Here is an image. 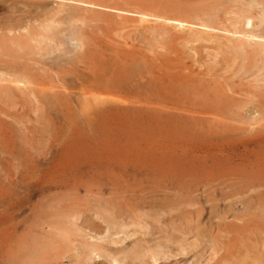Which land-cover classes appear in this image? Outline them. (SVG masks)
I'll return each mask as SVG.
<instances>
[{
    "label": "rangeland",
    "instance_id": "rangeland-1",
    "mask_svg": "<svg viewBox=\"0 0 264 264\" xmlns=\"http://www.w3.org/2000/svg\"><path fill=\"white\" fill-rule=\"evenodd\" d=\"M102 1L125 10L79 0H0V264H74L84 242L104 252L76 264H112L113 254L118 264L133 254L150 264L151 251L162 257L156 264H263L264 40H254L262 52L246 39L243 48L228 49L231 34L219 28L176 29L153 17L140 23L127 11L206 2L226 25L233 13L225 10L236 0ZM259 16L242 28L263 36ZM52 20L46 35L54 37L44 41L40 26ZM195 29L205 32L196 41ZM4 38L28 41L27 54L13 56L16 47ZM14 76L18 86L7 81Z\"/></svg>",
    "mask_w": 264,
    "mask_h": 264
},
{
    "label": "bare ground",
    "instance_id": "bare-ground-1",
    "mask_svg": "<svg viewBox=\"0 0 264 264\" xmlns=\"http://www.w3.org/2000/svg\"><path fill=\"white\" fill-rule=\"evenodd\" d=\"M68 1H70V0H68ZM79 1H81V2H84V3H87V5H103V6H108V7H110V5H108V4H106L104 1H102V0H79ZM135 1H138V2H141V3H143L142 1L143 0H135ZM206 1V0H205ZM204 1V2H205ZM30 2V1H29ZM77 2V1H76ZM119 2H121V1H119ZM128 2H130V1H128ZM188 2V1H187ZM196 2V1H195ZM199 2V1H198ZM234 2V1H233ZM65 3V2H64ZM132 3V2H131ZM158 3V2H157ZM61 4H63V3H61ZM112 4H114L113 6H111L110 8H114V9H116V10H118V14H120L119 13V11H124L125 9L122 7V3L121 4H117V2L116 3H112ZM123 4H124V2H123ZM130 4V3H129ZM149 4V3H148ZM152 4V3H151ZM162 4V3H161ZM32 5V4H31ZM65 5H66V3H65ZM128 5V4H127ZM233 6V9H231V10H229V9H227V8H225V9H227V10H225L226 12L225 13H227V14H229V13H233V17H229V19H227L228 20V24L226 23V25L225 24H223V22L222 21H220V14L218 15V12H220L221 10H219L218 12H216V7L214 8L213 7V3H212V5H210V4H206V2H205V4H197V5H191V4H187V3H183V2H175V3H171V4H169V3H166V5L163 7V11H156V9L154 10V12H153V10L151 9V8H146V6H142V7H139V8H137V7H131V9H129V10H127V11H129V12H135L136 14H138V18H136V20L138 21V22H140V23H142V22H144V23H148L149 22V20H148V18L149 17H153V18H156V19H161V20H167V21H172V22H174V27L176 28V26H178V27H180V28H182L183 26H186V25H194V24H197L198 26H200V27H202V28H211V29H215V28H219V29H221V30H223V31H225V32H227V33H230L231 34V36L229 35V34H227L226 35V43H224V44H226V47L229 49V48H243L244 47V41H245V39L247 40V42L249 43V45L251 46V48L252 47H258L259 49V51L260 52H262L263 50L261 49V46H260V39H263L264 40V34H263V36H260V35H258V34H256V33H254V31L252 32V31H250V30H246V29H243L242 28V26H243V24H248V23H250V25H252V20L253 19H258V17H257V15L259 14L260 16H259V21L260 20H262L263 18H264V0H245L244 2H240L239 0H236L235 1V4H232ZM256 5H259V6H261V8L259 9V10H254V6H256ZM162 6V5H161ZM66 7V6H65ZM100 7V6H99ZM225 7V6H224ZM110 8H108V9H110ZM161 9V8H160ZM59 10V9H58ZM113 10V9H112ZM63 11V10H62ZM62 11H61V13H62ZM45 12V11H44ZM58 12V11H57ZM222 12V11H221ZM220 12V13H221ZM125 13H126V11H125ZM124 13V14H125ZM128 13V12H127ZM2 14V13H1ZM55 14V13H54ZM57 15H58V13H56ZM56 14H55V17H56ZM128 14H130V13H128ZM116 15V14H115ZM45 16V15H44ZM70 17H71V15H69ZM74 16V15H73ZM120 17H123L122 15H119ZM61 17V16H60ZM222 17H224V16H222ZM228 17V16H227ZM46 18V17H45ZM129 18V17H128ZM51 19V18H50ZM49 19V20H50ZM156 19H154L155 21H156ZM45 21L46 19H42V20H40V22L41 21ZM73 20H75V19H73ZM78 20V19H77ZM133 20V19H132ZM43 21V22H44ZM97 21V20H96ZM47 22V21H46ZM53 22H54V20H52V21H50V23L49 22H47V23H44L43 25L41 24V28L45 31V34H42V33H39L40 35L42 34V37H40V39H42V40H50L51 41V39H53V35L50 33V35H46V30H48L49 29V27H51L50 25H52L53 24ZM79 22V21H78ZM52 23V24H51ZM122 23H123V21H122ZM133 23H135V22H133ZM150 23V22H149ZM148 23V24H149ZM225 23V22H224ZM259 23V22H258ZM39 25H40V23H38ZM54 24H56V23H54ZM63 24H64V22H63ZM131 24V23H130ZM136 24V23H135ZM134 24V25H135ZM139 23H137L136 25L139 27V25H138ZM152 24V23H151ZM255 24L257 25V23L255 22ZM260 24V23H259ZM258 24V25H259ZM263 24H264V22H263ZM38 25V26H39ZM59 25H62V24H60L59 23ZM73 25V24H72ZM163 25H165V24H163ZM11 26V25H10ZM24 26V25H23ZM58 26V25H57ZM152 26V25H151ZM158 26H160V25H158ZM168 26H170V25H168ZM254 26V25H253ZM14 27V26H13ZM134 27V26H133ZM144 28H145V26H143ZM157 27V26H156ZM194 27V26H193ZM196 27V26H195ZM194 27V28H195ZM247 27V26H246ZM256 27V26H255ZM262 27H264V26H262ZM262 27H258V28H262ZM8 28H10V27H8ZM7 28V29H8ZM48 28V29H47ZM55 28V27H54ZM136 28V27H135ZM153 28V27H152ZM170 28V27H169ZM173 27H171V29H172ZM175 28H173V29H175ZM197 28V27H196ZM7 29H5V30H7ZM11 29H13L12 28V26H11ZM16 29V28H15ZM73 29H74V27H73ZM115 29V28H114ZM124 29V28H123ZM146 29V28H145ZM160 29V28H159ZM158 29V30H159ZM177 29V28H176ZM183 29V28H182ZM197 29H200L199 27L197 28ZM10 30V29H9ZM37 30H39L38 28H37ZM49 30H52V27L49 29ZM179 30V29H178ZM258 30V29H257ZM3 31H4V29H3ZM14 31V30H13ZM26 31V30H25ZM80 31H81V29H80ZM154 31V30H153ZM172 31V30H171ZM182 31V30H181ZM219 31V30H218ZM9 32H11V31H9ZM8 32V33H9ZM16 32V31H15ZM27 32V31H26ZM50 32V31H49ZM58 32V31H57ZM60 33H62L61 31H59ZM83 32V31H82ZM187 32H188V30H187ZM208 32V31H207ZM210 32V31H209ZM260 32V31H259ZM3 33V32H2ZM81 33V32H80ZM84 33V32H83ZM133 33V32H132ZM198 33H204L205 34V32L204 31H202V30H196L195 29V31L192 33V39L194 40V41H196V40H199L201 37H199L198 36ZM20 34V33H19ZM77 34V33H76ZM79 34V33H78ZM85 34V33H84ZM151 34V33H150ZM184 34H186V33H184ZM188 34V33H187ZM186 34V35H187ZM203 34V35H204ZM211 34V33H210ZM214 34H216V33H214ZM218 34V33H217ZM261 35H262V32L260 33ZM15 35V34H14ZM28 35V34H27ZM32 35V34H31ZM61 35V34H60ZM180 35H182V34H180ZM224 35V34H223ZM22 36V35H21ZM24 36V35H23ZM35 36H37V35H35ZM166 36V35H165ZM178 36V35H177ZM176 36V37H177ZM182 36H184V35H182ZM205 36V35H204ZM203 36V37H204ZM208 36V35H207ZM220 36H221V34H220ZM230 36V37H229ZM233 36V37H232ZM63 37H64V35H63ZM161 37H163V35H161ZM209 37V36H208ZM151 38H153V37H151ZM182 38H184V37H182ZM182 38H180V40H182L183 41V39ZM209 38H212L211 36L209 37ZM219 38H221V37H219ZM256 38H258L259 40L258 41H254ZM60 39V38H59ZM69 39H70V37H69ZM154 39V38H153ZM177 38H175L174 40H176ZM217 39V38H216ZM4 40L5 41H8V42H10L11 43V45L13 44L14 46L13 47H16V49H13L12 48V50H10V52L12 53V55L13 56H18L19 58H21L22 57V54H27V52H28V49L26 48V47H28L29 45V42L28 41H26L27 39H25V41L27 42V44H26V42H24L23 40H21V39H13V38H7V39H5L4 38ZM32 40V39H31ZM34 40V39H33ZM32 40V41H33ZM37 40V39H36ZM63 40V39H62ZM77 41H78V39H76ZM156 40V39H155ZM177 40H179V39H177ZM189 40V39H188ZM207 39H205V41H206ZM211 41H213V38L212 39H210ZM221 40H223V39H221ZM262 40V41H263ZM65 41V40H64ZM64 41H63V43H64ZM8 42H6L5 43V46H6V44L8 43ZM31 42V41H30ZM38 42V41H37ZM53 42V41H52ZM200 42V41H199ZM214 42H215V40H214ZM213 42V43H214ZM219 42V39H217V43ZM259 42V43H258ZM47 43V42H46ZM49 43V42H48ZM51 43V42H50ZM80 43V42H79ZM201 43V42H200ZM4 43H3V40L0 38V47L3 45ZM32 44H33V42H32ZM53 44H54V42H53ZM74 44V43H73ZM81 44V43H80ZM183 44H184V42H183ZM216 44V43H215ZM42 45V44H41ZM48 45V44H47ZM160 45V44H159ZM193 45H195V43L193 44ZM211 45V44H210ZM218 44H216L215 46H217ZM263 45V44H262ZM53 46V45H52ZM57 46V45H56ZM75 46V45H74ZM82 46V45H81ZM182 46V45H181ZM190 46V45H189ZM196 46V45H195ZM198 46V45H197ZM221 46V45H220ZM219 46V47H220ZM17 47H20V48H23V53H19V54H17L16 55V51H19V50H17ZM32 47H34L35 48V46H32ZM42 47V46H41ZM59 47V46H58ZM203 47V46H202ZM10 48V47H9ZM38 48V47H37ZM40 48V47H39ZM43 48V47H42ZM45 48V47H44ZM79 48V47H78ZM200 48V47H199ZM214 48V47H213ZM216 48V47H215ZM0 49H2V48H0ZM183 49V48H182ZM211 49V48H210ZM250 49V48H249ZM22 50V49H21ZM20 50V51H21ZM39 50H41V49H39ZM50 50V49H49ZM163 50V49H162ZM246 50V49H245ZM43 51H44V49H43ZM60 51H62L63 53H64V51L63 50H60ZM66 51V50H65ZM221 51V50H220ZM224 51V53L226 52L227 53V49H226V51L225 50H223ZM31 52V51H30ZM37 52V51H36ZM45 52V51H44ZM55 52V51H54ZM54 52H51L52 54L54 53ZM164 52H166L165 50H164ZM168 52V51H167ZM207 52V51H206ZM216 52H219V51H216ZM222 52V51H221ZM233 52H235V50H233ZM251 52V51H250ZM33 53V52H32ZM57 53V52H56ZM55 53V54H56ZM196 53V52H195ZM236 53V52H235ZM245 53H247V50H246V52ZM264 53V52H263ZM34 54V53H33ZM37 54V53H36ZM40 54V53H39ZM38 54V55H39ZM47 54V53H46ZM205 54H207L208 55V53H205ZM209 54H210V52H209ZM223 54V53H222ZM261 54V53H260ZM1 55V54H0ZM2 55H3V53H2ZM59 55V54H58ZM6 56V55H5ZM10 56V55H9ZM9 56H7V57H9ZM28 56V55H27ZM40 56V55H39ZM52 56V55H51ZM50 56V57H51ZM209 56H212L211 54L209 55ZM214 56V55H213ZM17 57V58H18ZM25 57H26V55H25ZM24 57V58H25ZM58 57V56H57ZM208 57V56H207ZM253 57V56H252ZM2 58V57H1ZM40 58V57H39ZM53 58V57H52ZM212 58V57H211ZM217 58V57H216ZM216 58L214 57V59H215V61H216ZM255 58H257V57H255ZM254 58V59H255ZM30 59V58H29ZM35 59V58H34ZM25 60H27V59H25ZM32 60V59H31ZM39 60V59H38ZM145 60H146V58H145ZM213 60V59H212ZM246 60H248V59H246ZM214 61V62H215ZM245 61V60H244ZM250 61V60H249ZM251 62V61H250ZM263 62H264V60H263ZM213 63V62H212ZM211 63V64H212ZM225 63V62H224ZM257 63H258V61H257ZM159 64V63H158ZM232 64V63H231ZM164 65V64H163ZM208 65V64H207ZM218 65V64H217ZM245 65V64H244ZM251 65V64H250ZM249 65V66H250ZM169 66V65H168ZM171 66V65H170ZM211 66V65H210ZM260 66V65H259ZM164 67V66H163ZM38 68V67H37ZM211 69V68H210ZM212 69H214V68H212ZM181 70V69H180ZM0 72H1V70H0ZM6 72H8V71H5L4 73L2 72V75H4V76H7L8 74H9V72H11V71H9L8 72V74L7 75H5V73ZM16 72V71H15ZM14 72V73H15ZM18 72V71H17ZM20 72H23V71H19V73ZM109 73V72H108ZM1 74V73H0ZM18 74V73H17ZM16 74V75H17ZM24 74V73H23ZM12 75H15V74H13L12 73ZM22 75V74H21ZM20 75V76H21ZM169 75H170V73H169ZM173 75V74H172ZM171 75V76H172ZM8 76H10V74L8 75ZM181 76V75H180ZM21 78V77H20ZM141 78V77H140ZM262 78V77H261ZM141 79H143V77L141 78ZM178 79H180V78H178ZM264 79V78H263ZM6 80V79H5ZM103 80V79H102ZM166 80V79H165ZM185 80V79H184ZM184 80H180V81H184ZM1 81V80H0ZM7 81L8 82H11V83H13V84H15V85H19V83H20V81H21V79H19L18 77H13V78H11V79H7ZM23 81H26V80H23ZM99 81V80H98ZM100 81H101V79H100ZM127 81H128V79H127ZM4 82V81H3ZM7 82V83H8ZM27 82H28V80H27ZM101 82H104V81H101ZM113 82H114V80H113ZM117 82H119L118 80H117ZM197 82V81H196ZM1 83V82H0ZM5 83V82H4ZM22 83H24V82H22ZM22 83H21V85H22ZM99 83V82H98ZM104 83H106V82H104ZM120 83V82H119ZM123 83V82H122ZM201 83V82H200ZM111 84H114V83H111ZM121 84V83H120ZM119 84V85H120ZM1 85H3V84H1ZM8 85V84H7ZM26 85V84H25ZM28 85V84H27ZM26 85V86H27ZM33 85V84H32ZM55 85V84H54ZM108 85H110V84H108ZM123 85V84H122ZM126 85V84H125ZM202 85H203V83H202ZM210 85V84H209ZM4 86V85H3ZM23 86V85H22ZM105 86V85H104ZM155 86V85H154ZM189 86V85H188ZM7 87V86H6ZM37 87V86H36ZM96 87V86H95ZM95 87H93V88H95ZM101 87V86H100ZM114 87V86H113ZM116 88H117V86H115ZM114 87V88H115ZM187 87V86H186ZM193 87V86H192ZM206 87V86H205ZM204 87V88H205ZM261 87V86H260ZM31 88V87H30ZM29 88V89H30ZM42 88V87H41ZM50 88V87H49ZM92 88V87H91ZM106 88V87H105ZM123 88V87H122ZM122 88H120V89H122ZM124 88H126L125 86H124ZM123 88V89H124ZM170 88V87H169ZM168 88V89H169ZM175 88V87H174ZM185 88V87H184ZM190 88V87H189ZM194 88V87H193ZM193 88H192V90H193ZM199 88H200V86H199ZM212 88V87H211ZM38 89H40V88H38ZM44 88H42V90H43ZM118 89V88H117ZM116 89V90H117ZM129 90H128V92L130 91V87L128 88ZM158 89V88H157ZM196 89V88H195ZM206 89V88H205ZM8 90H10V89H8ZM7 90V91H8ZM47 90H48V88H47ZM88 90V89H87ZM95 90V89H94ZM97 90V89H96ZM125 90V89H124ZM163 90H166V89H163ZM171 90V89H170ZM186 90V89H185ZM184 90V91H185ZM49 91V90H48ZM110 91V90H109ZM123 91V90H122ZM258 91V90H257ZM4 93H6V91L4 90L3 91ZM91 92V91H90ZM124 92V91H123ZM125 92H126V90H125ZM131 92V91H130ZM162 92V91H161ZM175 92V91H174ZM179 92V91H178ZM201 92V91H200ZM210 92H211V90H210ZM215 92V91H214ZM1 93V92H0ZM3 93V94H4ZM9 93V92H8ZM11 93V92H10ZM82 93H83V91H82ZM168 93V92H167ZM170 93V92H169ZM193 93V92H192ZM7 94V93H6ZM13 94V93H12ZM90 94H92V93H90ZM100 94V93H99ZM112 94V93H111ZM179 94V93H178ZM203 94H204V92H203ZM8 95V94H7ZM83 95V94H82ZM103 95V94H102ZM104 95H106V94H104ZM125 95V94H124ZM172 95V94H171ZM182 95V94H181ZM9 96V95H8ZM174 96V95H173ZM215 96H216V94H215ZM1 97H4L3 95L1 96ZM10 97V96H9ZM193 97V96H192ZM220 97V96H219ZM6 98V97H5ZM5 98H3V99H5ZM86 98V97H85ZM103 98V97H102ZM114 98V97H113ZM117 98V97H116ZM127 98V97H126ZM157 98V97H156ZM160 98V97H159ZM220 98H222V97H220ZM9 99V98H8ZM10 99L12 100V98L10 97ZM181 99V98H180ZM217 99V98H216ZM224 99V98H223ZM88 100V99H87ZM86 100V101H87ZM116 100L117 101H119L118 99H115V102H116ZM121 100V99H120ZM141 100H143V99H141ZM148 100V99H147ZM151 100V99H150ZM161 100V99H160ZM192 100V99H191ZM131 101V100H130ZM152 101V100H151ZM193 101V100H192ZM220 101H221V99H220ZM103 102V101H102ZM111 102V101H110ZM123 102H125V101H123ZM158 102V101H157ZM202 102V101H201ZM87 103H88V101H87ZM108 103V102H107ZM112 103H113V101H112ZM118 103V102H117ZM125 103H127V102H125ZM145 103V102H144ZM160 103V102H159ZM89 104V103H88ZM87 104V105H88ZM90 104H92V103H90ZM89 104V105H90ZM101 104V103H100ZM106 104V103H105ZM128 104V103H127ZM130 104V103H129ZM132 104V103H131ZM155 104V103H154ZM153 104V105H154ZM174 104V103H173ZM88 105V106H89ZM112 105V104H111ZM117 105V104H116ZM116 105H114V107L116 106ZM123 105V104H122ZM133 105V104H132ZM141 105V104H140ZM157 105V104H156ZM83 106H86V105H83ZM101 106V105H100ZM218 106V105H217ZM91 107V106H90ZM102 108V107H101ZM101 108H100V110H101ZM105 108V107H104ZM214 108V107H213ZM99 110V109H98ZM253 118H255V117H253ZM262 119H263V117H261ZM219 119V118H218ZM224 119V118H223ZM225 120V119H224ZM221 121V120H220ZM225 123V122H224ZM223 123V124H224ZM227 123V122H226ZM232 123V122H231ZM248 123V122H247ZM221 124V123H220ZM250 125V124H249ZM259 125V124H258ZM236 126V125H235ZM244 126V125H243ZM252 126H254V125H252ZM251 126V127H252ZM246 127V126H245ZM254 127H256V126H254ZM141 128V127H140ZM231 128V127H230ZM235 128V127H234ZM236 128H238V127H236ZM250 128V127H249ZM261 128H263V127H261ZM246 129V128H245ZM248 129V128H247ZM255 130H256V128H255ZM259 130V129H258ZM236 132V131H235ZM250 132V131H249ZM107 202V201H106ZM101 204V203H100ZM105 206V205H104ZM108 206V205H107ZM106 206V207H107ZM101 207H102V204H101ZM112 207V206H111ZM114 208V207H113ZM109 209V208H108ZM102 210V209H101ZM113 211H115V210H113ZM101 213V212H100ZM113 213V212H112ZM117 213V212H116ZM135 213V212H134ZM144 213V212H143ZM146 213V212H145ZM102 214V213H101ZM147 214V213H146ZM155 214V213H154ZM154 214H152L153 216H154ZM113 215V214H112ZM139 215V214H138ZM137 215V216H138ZM143 215V214H142ZM76 216V215H75ZM98 216V215H97ZM107 216H108V214H107ZM114 216V215H113ZM113 216H111V217H113ZM131 216V215H130ZM129 216V217H130ZM145 216V215H144ZM152 216V217H153ZM73 217V216H72ZM71 217V218H72ZM101 217V216H100ZM111 217H109V219H111ZM128 217V218H129ZM151 217V215L149 216V214H148V218H150ZM155 217H157V216H155ZM108 218V217H107ZM115 218V217H114ZM114 218H113V220H114ZM117 219H120L119 218V216L118 217H116ZM124 218V217H123ZM145 218H147V217H145ZM84 219V218H83ZM98 219H100V218H98ZM127 219V218H126ZM132 219V218H131ZM136 219V218H135ZM156 219V218H155ZM128 220V219H127ZM133 220V219H132ZM143 220V219H142ZM90 221V220H89ZM135 221V220H134ZM152 221V220H151ZM155 221V220H154ZM124 222H126V220L124 221ZM130 222V221H129ZM141 222V221H140ZM132 223H133V221H132ZM131 223V224H132ZM135 223V222H134ZM156 223V222H155ZM103 224H104V222H103ZM117 224V223H116ZM115 224V225H116ZM144 224V223H143ZM119 225V224H118ZM118 225H116V226H118ZM127 225H129V223L127 224ZM53 226V225H52ZM120 226V225H119ZM118 226V227H119ZM123 226H124V224H123ZM126 226V225H125ZM130 226V225H129ZM133 226H134V224H133ZM145 226H146V224H145ZM130 227H132V226H130ZM53 228V227H52ZM107 228V227H106ZM113 228V227H112ZM141 228V227H140ZM142 228H143V226H142ZM145 228V227H144ZM58 229V228H57ZM125 229V228H124ZM127 229H130V228H127ZM138 229V228H137ZM151 229V228H150ZM118 230V229H117ZM117 230H115V232H114V234L115 233H117V232H119V231H117ZM143 230V229H142ZM148 230V229H147ZM54 231V230H53ZM62 231V233H63V235H62V233L60 234V235H62V237L64 236V238L65 239H68V236H69V234L72 232V229L71 228H65V229H63V230H61ZM96 231V230H95ZM94 231V232H95ZM110 231H112L111 230V228H110ZM129 231V230H128ZM138 231V230H137ZM151 231V230H150ZM59 232V231H58ZM130 232V231H129ZM56 233H57V230H56ZM132 233V232H131ZM58 234V233H57ZM102 234V233H101ZM105 235H107L106 233H104ZM134 234V233H133ZM132 234V235H133ZM137 234H139V233H137ZM144 234V233H143ZM143 234H142V236H143ZM146 234V233H145ZM60 235H59V237H60ZM86 235V234H85ZM95 235H97L96 233H95ZM99 235V234H98ZM111 235H113L112 233H111ZM116 235V234H115ZM120 235H121V233H120ZM123 235V234H122ZM130 235V234H129ZM183 235V234H182ZM90 236V235H89ZM103 236V235H102ZM126 236V235H125ZM134 236V235H133ZM153 236V235H152ZM151 236V237H152ZM173 236V235H172ZM86 237V236H85ZM91 237V236H90ZM97 237V236H96ZM117 237V236H116ZM118 237H120L119 235H118ZM118 237H117V240H118ZM150 237V236H149ZM213 237V236H212ZM56 238V237H55ZM70 238H71V236H70ZM128 238V237H127ZM130 238V237H129ZM182 238V237H181ZM254 238V237H253ZM90 239V238H89ZM121 239V238H120ZM175 239H176V237H175ZM179 239V238H178ZM188 239V238H187ZM193 239V238H192ZM212 239V238H211ZM62 240V239H61ZM74 240H75V238H74ZM77 240V239H76ZM87 240H88V238H87ZM99 240H100V238H99ZM133 240V239H132ZM169 240H170V238H169ZM202 240H204L203 238H202ZM208 240V239H207ZM41 241V240H40ZM48 241V240H47ZM96 242H97V240H95ZM115 241V240H114ZM135 241H136V239H135ZM190 242H191V240H189ZM194 241V240H193ZM89 242V241H88ZM100 242V241H99ZM145 242V241H144ZM143 242V243H144ZM169 242V241H168ZM195 242V241H194ZM199 242V241H198ZM201 242V241H200ZM199 242V243H200ZM59 243V242H58ZM116 243V242H115ZM114 242H113V244H115ZM126 243V242H125ZM158 243H160V242H158ZM183 243V242H182ZM186 243V242H185ZM188 243V242H187ZM192 243V242H191ZM190 243V244H191ZM196 244H197V242H195ZM203 243V242H202ZM212 243V242H211ZM216 243V242H215ZM252 243V242H251ZM72 244H73V242H72ZM75 244V243H74ZM98 244H100V243H98ZM104 244V243H103ZM121 244V243H120ZM127 244V243H126ZM169 244H171V243H169ZM173 244V243H172ZM171 244V245H172ZM189 244V243H188ZM189 244V245H190ZM117 245V244H116ZM115 245V246H116ZM176 245V244H175ZM179 245H180V243H179ZM178 245V246H179ZM184 245V244H183ZM193 245V244H192ZM212 245H216V244H212ZM257 245V244H256ZM123 246V245H122ZM126 246V245H125ZM124 246V247H125ZM154 246V245H153ZM177 246V245H176ZM78 247V246H77ZM110 247V246H109ZM119 247H121V246H119ZM158 246L156 245V247L155 248H157ZM161 247V246H160ZM188 247V246H187ZM191 247H193V246H191ZM198 247H200V246H198ZM76 248V247H75ZM117 248V247H116ZM129 248V247H128ZM138 248V247H137ZM172 248H174V247H172ZM178 248V247H177ZM197 248V247H196ZM211 248H213V246L211 247ZM262 248V247H261ZM81 249V253L80 254H77L76 256H75V258H74V261H75V263L74 264H76V263H85L86 261H89L90 260V258H91V256H95V255H97L96 257H98V255L99 254H101V253H103L104 252V250L102 249V247L100 246V245H97L96 243H91V244H88V243H86V242H84V243H81L80 245H79V250ZM108 249V248H107ZM107 249H105V250H107ZM111 249H113L112 247H111ZM118 249V248H117ZM132 249V248H131ZM130 249V250H131ZM134 249V248H133ZM151 249V248H150ZM150 249H146L147 251L148 250H150ZM183 249V248H182ZM189 249V248H188ZM199 249V248H198ZM243 249H244V247H243ZM256 249V248H255ZM263 249V251H264V248H262ZM29 250V249H28ZM66 250V249H65ZM126 250H127V248H126ZM145 250V251H146ZM164 250V249H163ZM162 250V251H163ZM192 250H195L194 248L192 249ZM190 251V252H193V251ZM248 250V249H247ZM261 250V249H260ZM48 251V250H47ZM109 251V250H108ZM111 251V250H110ZM114 251V250H113ZM121 251V250H120ZM132 251V253H135V250H131ZM144 251V252H145ZM161 251V250H160ZM181 251V249H178V251L177 252H175L174 254H173V256L176 254V253H178V252H180ZM257 251V250H256ZM76 252V251H75ZM118 252V251H117ZM129 252V251H128ZM142 252V251H141ZM150 251H148V253H149ZM163 252H165V251H163ZM184 252H186V249L182 252V254L184 253ZM215 252V251H214ZM242 252H244V251H242ZM248 252H250V251H248ZM109 253V252H108ZM111 253H112V251H111ZM114 253V252H113ZM119 253V252H118ZM121 253V252H120ZM157 253V252H156ZM162 252H160V254H161ZM168 253V252H167ZM169 253H171V251L169 252ZM262 253V252H261ZM124 254V253H123ZM129 254V253H128ZM142 254V253H141ZM158 254V253H157ZM156 254V255H157ZM163 254V253H162ZM164 254H166V253H164ZM179 254V253H178ZM190 254V253H189ZM260 254V253H259ZM264 254V253H263ZM73 255V254H72ZM103 255V254H102ZM101 255V256H102ZM105 255V254H104ZM114 256H115V254H113ZM143 255H146V254H144L143 253ZM156 255L151 251V253H149L147 256L152 260V262H149L150 264H156V261H157V258H156ZM159 255V254H158ZM170 255V254H169ZM169 255H167V256H169ZM245 255V254H244ZM100 256V255H99ZM114 256H112V255H109L108 257H109V262L111 263L112 262V264H118L117 262H116V260H115V258H114ZM117 256V255H116ZM160 256V255H159ZM167 256H165V258L167 257ZM171 256V255H170ZM214 256V255H213ZM243 256V255H242ZM253 256H254V253H253ZM29 257V256H28ZM102 257H104V256H102ZM125 257V256H124ZM123 257V258H124ZM129 257V258H128ZM128 257H126V258H124V259H127L126 260V262L125 263H123V264H139V263H136L135 261H134V254H133V257H130V256H128ZM138 257V256H137ZM200 257V256H199ZM233 257H235V256H233ZM244 257V256H243ZM99 258V257H98ZM105 258V257H104ZM104 258H102V259H104ZM122 258V257H121ZM136 258V257H135ZM143 258H144V256H143ZM160 258H162L161 256H160ZM160 258H159V260H160ZM169 258V257H168ZM173 258V257H172ZM176 257H174L173 259H175ZM210 258V257H209ZM239 258V257H238ZM242 258V257H241ZM93 259V258H92ZM106 259H108V258H106ZM140 259V258H139ZM164 259V258H163ZM235 259V258H234ZM237 259V258H236ZM235 259V260H236ZM240 259V258H239ZM145 260V259H144ZM226 260V259H225ZM264 260V259H263ZM30 261V260H29ZM94 261V260H93ZM120 261H122V260H120ZM162 261V260H161ZM164 261V260H163ZM195 261V260H194ZM262 261V260H261ZM119 262V261H118ZM146 262V261H145ZM178 262V261H177ZM199 262V261H198ZM197 262V263H198ZM221 262V261H220ZM224 262V261H223ZM56 263V262H55ZM87 263V262H86ZM92 263V262H91ZM175 263V262H174ZM173 263V264H174ZM196 263V264H197ZM231 263V262H230ZM240 263V262H239ZM255 263V262H254ZM258 263H260V262H258ZM262 263V262H261ZM143 264H146V263H143ZM193 264V263H192ZM243 264V263H242ZM263 264H264V262H263Z\"/></svg>",
    "mask_w": 264,
    "mask_h": 264
}]
</instances>
